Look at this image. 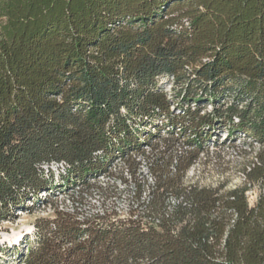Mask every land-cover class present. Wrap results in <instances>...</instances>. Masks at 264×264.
I'll use <instances>...</instances> for the list:
<instances>
[{
	"label": "trees",
	"instance_id": "1",
	"mask_svg": "<svg viewBox=\"0 0 264 264\" xmlns=\"http://www.w3.org/2000/svg\"><path fill=\"white\" fill-rule=\"evenodd\" d=\"M218 129L260 147L244 183L187 185ZM133 152L156 163L127 214L52 207L23 264H264V0H0V223Z\"/></svg>",
	"mask_w": 264,
	"mask_h": 264
},
{
	"label": "rangeland",
	"instance_id": "2",
	"mask_svg": "<svg viewBox=\"0 0 264 264\" xmlns=\"http://www.w3.org/2000/svg\"><path fill=\"white\" fill-rule=\"evenodd\" d=\"M157 87L166 94L170 104H173L180 86L174 84L171 78L160 77L157 79ZM172 109L173 106H171ZM202 110V113H212L213 106L208 104ZM174 113L178 112L175 110ZM156 124L158 130L155 127H149L148 130L150 134L160 138H153L149 142L161 145L162 142L159 139L169 136L167 130L171 128L166 121H158ZM146 132L141 134V138H146ZM225 136L226 131L223 129L211 133L210 139L202 133L204 141L198 160L187 170L184 177L187 185L211 188L224 185L228 190L244 183L243 170L254 162L255 154L259 152L260 147L247 137L225 140ZM182 140L186 138H181L180 142ZM130 156V158H124L126 162L123 159H115L106 168V174H101L87 183H69L68 186L63 185L65 188L61 191L55 189L51 194L42 193L43 201L34 206L27 203L29 208L26 211L16 212L15 218L0 223V264H23L22 255L26 254V245L35 246L36 239L32 226L35 219L50 215L52 207L75 211L81 214L80 216L113 213L125 216L133 204L132 193L135 185L142 182L144 184L145 180H148L147 185L150 183L148 162L156 163L153 159L146 160L138 152H133ZM159 158L160 155L157 159ZM49 170L53 173L54 182H60V175L64 174L63 166L51 164ZM259 187L260 185H255L247 193L250 206L256 202L260 192ZM144 195L146 196L147 192ZM48 200L51 202H45ZM16 235H19V241L11 242L10 240Z\"/></svg>",
	"mask_w": 264,
	"mask_h": 264
},
{
	"label": "bare ground",
	"instance_id": "3",
	"mask_svg": "<svg viewBox=\"0 0 264 264\" xmlns=\"http://www.w3.org/2000/svg\"><path fill=\"white\" fill-rule=\"evenodd\" d=\"M19 239H20V238H19V235H16V236H14L10 241L16 243V242L19 241Z\"/></svg>",
	"mask_w": 264,
	"mask_h": 264
}]
</instances>
